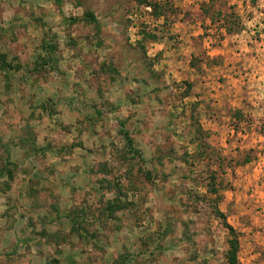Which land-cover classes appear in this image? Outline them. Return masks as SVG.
Returning a JSON list of instances; mask_svg holds the SVG:
<instances>
[{
  "label": "rangeland",
  "instance_id": "374dc122",
  "mask_svg": "<svg viewBox=\"0 0 264 264\" xmlns=\"http://www.w3.org/2000/svg\"><path fill=\"white\" fill-rule=\"evenodd\" d=\"M260 23L264 0H0V264H229L233 237L264 264V58L236 37Z\"/></svg>",
  "mask_w": 264,
  "mask_h": 264
},
{
  "label": "crops",
  "instance_id": "0c3cea01",
  "mask_svg": "<svg viewBox=\"0 0 264 264\" xmlns=\"http://www.w3.org/2000/svg\"><path fill=\"white\" fill-rule=\"evenodd\" d=\"M251 27L253 28V30L251 31L250 30L247 31L248 29L244 30L240 35L236 36L239 37V42L243 41L244 45L248 44L244 52V57L246 58L247 56V58H258V59L264 58V23H260L258 25H252ZM251 35L254 36L255 38H253ZM258 37L260 40H258ZM250 43L252 50L248 51V47ZM248 53H251V55L248 56Z\"/></svg>",
  "mask_w": 264,
  "mask_h": 264
},
{
  "label": "trees",
  "instance_id": "16d2710c",
  "mask_svg": "<svg viewBox=\"0 0 264 264\" xmlns=\"http://www.w3.org/2000/svg\"><path fill=\"white\" fill-rule=\"evenodd\" d=\"M153 6V5H152ZM154 7V10L157 9V5L156 6H153ZM228 20H226V27H224V31L227 33V34H234L235 32H238L240 29H235V25L236 24V20H238L237 18H235V15L234 14H230L227 16ZM230 19V21H229ZM120 133L123 135V137L126 139V145L128 146V148H130L131 150L134 151V144H133V140L130 136V133L127 132L126 130H124V126L121 125V130H120ZM138 155H140L138 153ZM230 231H233L232 228H229ZM237 253H238V240L236 237H233L232 240H231V243H230V247H229V251H228V261H229V264H237Z\"/></svg>",
  "mask_w": 264,
  "mask_h": 264
}]
</instances>
